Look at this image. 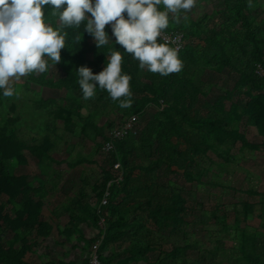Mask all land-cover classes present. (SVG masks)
Returning <instances> with one entry per match:
<instances>
[{"label": "trees", "instance_id": "trees-1", "mask_svg": "<svg viewBox=\"0 0 264 264\" xmlns=\"http://www.w3.org/2000/svg\"><path fill=\"white\" fill-rule=\"evenodd\" d=\"M247 3L248 0H221L217 27L206 23V15L197 21L176 23L169 14V27L165 31L181 33L184 44L178 51L183 61L182 71L167 77L145 70L140 79L139 62L120 45L98 49L94 42L90 43L92 37L84 32L86 21L79 28L64 29L67 37L61 60L65 76L57 86L83 99L78 68L87 66L98 74L106 67L109 53L117 50L123 58L122 74L132 77V107L126 110L128 116L121 124L131 116L138 120L149 106L161 108V120L134 137L139 144L137 149L127 145L133 133L113 142L111 163L119 165L122 175L115 183L117 177L111 171H103L102 186L108 191L105 205H101V201L97 207L88 204L82 188L77 198L63 209L68 219L63 228L57 227V235L65 242H72L76 234L82 235L81 227L86 226L96 234L100 264H138L140 259L161 249L165 233L184 235L186 202L179 193L161 183L162 178L182 169L183 176L191 181L188 172L195 159L209 151L217 152L227 143L240 142L242 147L253 151L264 149V19L255 21L254 7H247ZM253 4L255 6L257 0H253ZM158 7L164 10L163 5ZM49 11L46 6L45 22L55 29L56 18L50 17ZM77 35L79 41L75 39ZM158 42L162 43L159 39ZM199 63L217 71L226 70L236 77L232 87L210 105L198 97L196 68ZM95 96L98 101L113 102L107 91L98 86ZM95 96L87 101L94 100ZM225 103H233L235 111L226 110ZM71 106L77 105L73 102ZM243 120L254 129L259 144H250L238 132L235 124ZM4 133L0 128V198L7 197L6 202L0 204V229L11 233L12 238L7 242L0 240V264H33L28 261L32 255L39 264H70L47 260L38 244L30 241L31 235L48 240L51 225L42 219L43 204L35 197L37 189L29 185L26 176L9 173V161L21 158L12 150V142ZM153 136L156 138L154 149L150 144ZM101 137L103 141L108 140V134ZM17 146L35 158L46 155L51 149L47 138L38 144L18 143ZM135 150L141 154L133 155ZM14 203L17 210L7 209L8 204ZM242 212L259 222L261 232L248 235L231 250L235 254L232 264H264V200L258 204L243 203ZM101 219L102 226L99 225ZM75 241L80 243L78 239ZM118 243L121 248L110 250L111 245ZM223 247V242L216 239L208 257L201 256L195 262L182 264H218ZM179 251L178 246L172 245L171 249L161 252L162 259L154 264H178Z\"/></svg>", "mask_w": 264, "mask_h": 264}, {"label": "rangeland", "instance_id": "rangeland-1", "mask_svg": "<svg viewBox=\"0 0 264 264\" xmlns=\"http://www.w3.org/2000/svg\"><path fill=\"white\" fill-rule=\"evenodd\" d=\"M220 11L221 0H197L196 7L187 13V20L197 21L206 15V23L217 27ZM252 13L255 21L264 19V0H257ZM179 15L186 21L183 12ZM105 30L111 41L109 45L116 44L111 28L106 26ZM144 71L140 69V79ZM196 72L200 88L198 97L208 105L230 89L236 80L228 71H217L202 63ZM64 76L61 60L45 73L30 74L15 83L17 94L11 98L3 97V90H0V128L12 142V150L21 158L9 161V173L26 176L29 185L37 189L35 197L43 204L42 219L51 225L48 240L31 235L30 241L38 244L39 251L47 260L80 264L99 244L95 232L82 226L83 234L74 235L69 243L57 235V227L66 225L68 215L63 209L77 198L82 188L87 194L86 202L93 207H97L107 195V189L102 186L103 171H111L117 177L115 183L120 180L122 173L112 166L111 153L102 151L101 136L118 127L128 115L127 109L119 107V102L98 101L96 96L94 100L85 101L71 90L57 86ZM73 102L77 106H71ZM225 109L233 112L235 105L225 103ZM160 110L149 106L139 115L127 144L131 149H137L139 145L134 137L161 120ZM235 126L250 144L260 143L254 129L248 127L244 120ZM44 138L50 141L51 149L40 158L17 146L18 143L38 144ZM155 139L153 136L150 142L152 149L156 145ZM134 154L140 155L141 152L135 150ZM175 169L173 166L172 170ZM182 173L180 169L177 174L162 178L160 182L179 193L186 202L184 235L165 233L161 249L140 259L138 264H154L162 259L161 252L171 249L172 245L180 248L178 264L192 263L201 256L208 257L216 239L221 240L224 246L218 264H232L235 254L231 250L248 235L261 232L259 222L243 214L242 204H258L264 200V149L253 151L242 147L240 142L227 143L221 150L209 151L195 159L188 172L191 181ZM6 200L7 197L2 196L0 204ZM11 208L17 210V203L7 205V209ZM11 238V233L0 229L1 241L7 242ZM120 245L113 244L110 250L116 251ZM28 261L39 264L34 255Z\"/></svg>", "mask_w": 264, "mask_h": 264}, {"label": "clouds", "instance_id": "clouds-1", "mask_svg": "<svg viewBox=\"0 0 264 264\" xmlns=\"http://www.w3.org/2000/svg\"><path fill=\"white\" fill-rule=\"evenodd\" d=\"M197 0H0V90L3 97L17 94L14 84L30 74L40 75L61 62L65 48L66 28H79L86 21L84 32L100 49L111 43L106 26L111 28L115 43L139 62V68L167 77L182 71L179 45L170 46L165 39L169 14L180 23V13L196 7ZM163 5L164 10L158 6ZM56 18V28L45 22V8ZM247 7H254L248 0ZM90 14V15H89ZM79 41V35L75 38ZM122 55L113 50L107 64L98 74L87 66L78 68L79 87L83 100L96 94L97 86L107 91L121 109L132 107L130 81L122 74Z\"/></svg>", "mask_w": 264, "mask_h": 264}, {"label": "built area", "instance_id": "built-area-1", "mask_svg": "<svg viewBox=\"0 0 264 264\" xmlns=\"http://www.w3.org/2000/svg\"><path fill=\"white\" fill-rule=\"evenodd\" d=\"M165 39H167L170 42V46L172 47H176L177 45H179V50L183 47V44H184L183 37H182V34L179 32L164 31L162 38H160L159 40L163 43ZM136 123H137V117L131 116L123 124L112 129L108 133V140L103 141L102 143V151L104 153H110L111 151H113V142L124 138L129 133H133ZM113 167L115 170L119 169L118 164H115ZM106 196L107 195H105V197H103V199L101 200V203H100L101 205H105ZM102 224H103V219L99 221V225L102 226ZM97 246L98 245H95L93 247V250L91 251L88 257L86 264H100V261L97 255Z\"/></svg>", "mask_w": 264, "mask_h": 264}]
</instances>
